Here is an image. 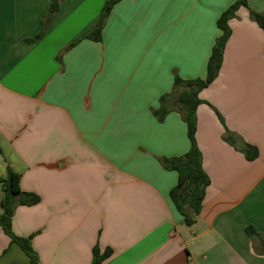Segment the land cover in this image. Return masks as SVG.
<instances>
[{
	"label": "crops",
	"instance_id": "0c3cea01",
	"mask_svg": "<svg viewBox=\"0 0 264 264\" xmlns=\"http://www.w3.org/2000/svg\"><path fill=\"white\" fill-rule=\"evenodd\" d=\"M236 1L121 0L94 41L106 0H63L29 41L51 0H0V179L9 165L40 196L13 217L39 264H92L96 245L113 250L103 264H264L262 239L246 233L264 234V30L250 14L264 0L229 21L219 74L199 93L210 184L190 226L170 197L178 172L160 160L189 151L187 125L153 113L176 74L206 77L217 20ZM219 116L258 158L225 141ZM0 264H30L1 225Z\"/></svg>",
	"mask_w": 264,
	"mask_h": 264
},
{
	"label": "trees",
	"instance_id": "16d2710c",
	"mask_svg": "<svg viewBox=\"0 0 264 264\" xmlns=\"http://www.w3.org/2000/svg\"><path fill=\"white\" fill-rule=\"evenodd\" d=\"M63 0H51L48 14L42 19L41 30L29 41L41 39L51 22L59 12ZM121 0H106L98 22L93 31L87 36L94 41L102 40V32L105 22L113 7ZM249 7L247 0H238L227 8L217 20V26L221 30V36L216 40L212 53L207 63V74L205 78L182 79L178 74L175 76L173 89L170 93L160 98V106L154 110V115L159 121H163L171 111H178L187 125V134L191 147L184 155L173 158H161L163 166L168 170L178 172V183L170 191V197L177 210L184 216L185 223L192 225L197 215L200 214L205 191L210 184L209 176L202 165V152L196 139L198 106L205 101L199 97V93L208 87L218 76L223 63L225 47L231 36L229 21L235 18L237 11L242 7ZM251 18L264 30V13L250 9ZM222 123L224 120L219 116ZM224 139L229 144L243 152L248 160H255L259 156L256 146L250 145L232 133L225 125ZM1 153V150H0ZM21 175L7 166L6 178L0 179L2 184L0 225L9 236L11 243L20 247L30 258V264H39V256L32 245V238L17 235L13 229V217L16 208L20 205H34L39 203L40 196L33 192H24L20 187ZM246 233L251 238H260L264 243V234L257 231L253 226L246 227ZM113 254L111 248L101 251L98 245L93 248L92 264H103Z\"/></svg>",
	"mask_w": 264,
	"mask_h": 264
},
{
	"label": "rangeland",
	"instance_id": "374dc122",
	"mask_svg": "<svg viewBox=\"0 0 264 264\" xmlns=\"http://www.w3.org/2000/svg\"><path fill=\"white\" fill-rule=\"evenodd\" d=\"M0 157H2L3 159H4V156L1 154V156ZM1 158V159H2ZM6 176H7V172L5 173V176H4V178H6ZM2 184H0V200H1V197H2ZM1 202V201H0ZM0 207H1V203H0ZM0 210H1V208H0Z\"/></svg>",
	"mask_w": 264,
	"mask_h": 264
}]
</instances>
